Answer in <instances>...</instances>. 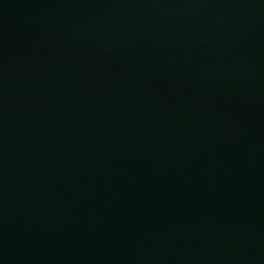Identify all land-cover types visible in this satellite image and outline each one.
Instances as JSON below:
<instances>
[{
  "label": "water",
  "instance_id": "water-1",
  "mask_svg": "<svg viewBox=\"0 0 264 264\" xmlns=\"http://www.w3.org/2000/svg\"><path fill=\"white\" fill-rule=\"evenodd\" d=\"M0 264H264V0H0Z\"/></svg>",
  "mask_w": 264,
  "mask_h": 264
}]
</instances>
